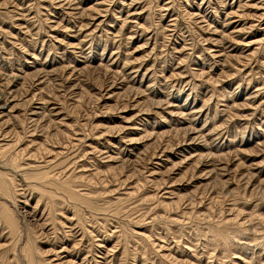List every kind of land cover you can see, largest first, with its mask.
<instances>
[{"label":"rangeland","instance_id":"rangeland-1","mask_svg":"<svg viewBox=\"0 0 264 264\" xmlns=\"http://www.w3.org/2000/svg\"><path fill=\"white\" fill-rule=\"evenodd\" d=\"M7 100L0 264H264V0H0Z\"/></svg>","mask_w":264,"mask_h":264},{"label":"bare ground","instance_id":"bare-ground-1","mask_svg":"<svg viewBox=\"0 0 264 264\" xmlns=\"http://www.w3.org/2000/svg\"><path fill=\"white\" fill-rule=\"evenodd\" d=\"M17 80V78H15V79H13V83L15 82ZM11 84V86H10V91H9V93H10V95H11V93L12 92H18L19 91V87H17V85H15V84ZM7 84V83H6ZM8 87V86H7ZM12 91V92H11ZM5 97V96H4ZM8 97V96H7ZM33 99V98H32ZM38 99V98H37ZM2 100V99H1ZM12 100V99H11ZM3 101H6V100H3ZM8 102H10V100H7V102H6V104L4 105V103H3V105L0 107L1 109H4V108H7V105H8ZM207 173V172H206ZM208 174V173H207Z\"/></svg>","mask_w":264,"mask_h":264}]
</instances>
